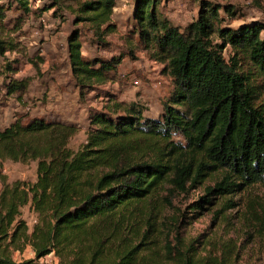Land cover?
I'll return each mask as SVG.
<instances>
[{
	"label": "trees",
	"instance_id": "obj_1",
	"mask_svg": "<svg viewBox=\"0 0 264 264\" xmlns=\"http://www.w3.org/2000/svg\"><path fill=\"white\" fill-rule=\"evenodd\" d=\"M118 1H79L75 21L103 43L115 30ZM129 1L137 45L172 80L162 115L145 117L138 104L109 99L89 115L77 151L68 147L77 131L71 124L34 118L0 130V161L37 163L32 184L0 177V264H35L51 254L58 264H159L154 247L175 194L211 179L196 202L202 209L214 195L264 184V22L237 20L235 6L201 0L196 19L177 27L158 11L166 0ZM31 2L12 3L27 15ZM219 12L236 21L226 23ZM78 37L75 31L68 45L71 73L79 90H92L119 59H83ZM12 40L0 29V66L17 50ZM26 88L27 81L11 79L6 92ZM26 206L36 216L31 232L21 219ZM27 248L34 258L16 262L13 254Z\"/></svg>",
	"mask_w": 264,
	"mask_h": 264
},
{
	"label": "rangeland",
	"instance_id": "obj_2",
	"mask_svg": "<svg viewBox=\"0 0 264 264\" xmlns=\"http://www.w3.org/2000/svg\"><path fill=\"white\" fill-rule=\"evenodd\" d=\"M79 1L82 0H32L33 12L27 15L13 0L0 2L6 15L1 36L13 39L17 45L16 52L6 53L1 61L0 130L16 121L24 124L34 118L71 124L77 131L68 147L77 151L85 144L89 115L102 110L109 99L110 103L138 104L145 117L156 119L162 115L163 103L173 89L172 80L163 66L152 61L137 45L132 3L117 2L110 21L115 30L102 35L103 43H99L89 24L75 21L72 11ZM200 1L166 0L158 11L172 25L184 27L196 19ZM203 1L235 6L239 13L237 20L264 22V0ZM7 2L12 3L9 8ZM45 8L49 10L44 12ZM219 13L226 23L236 21ZM75 31L79 33L83 59H119L108 80L92 90H79L71 73L68 45ZM229 52L224 50L225 58ZM11 79L27 81L25 92L7 94L6 86ZM36 166L33 161L24 164L0 161V177H5L8 183L19 180L32 184L36 181ZM212 186L213 181L208 179L187 193L175 194L172 206L165 207L166 224L154 247L159 264H181L176 259L198 264H264V184L236 194L214 195L210 204L197 208L196 202L205 195L204 188ZM21 219L31 232L36 216L28 206L22 209ZM21 255L13 254V259L28 260L27 253ZM35 264L54 261L47 256Z\"/></svg>",
	"mask_w": 264,
	"mask_h": 264
},
{
	"label": "crops",
	"instance_id": "obj_3",
	"mask_svg": "<svg viewBox=\"0 0 264 264\" xmlns=\"http://www.w3.org/2000/svg\"><path fill=\"white\" fill-rule=\"evenodd\" d=\"M25 253H27V256H28V260H32L33 258H34V253L32 252V250L30 249L29 250V248H27L23 253H22V257H24L25 255ZM16 254L17 253H14V256H16ZM47 257V256H46ZM45 258V257H44ZM48 258H52V260L54 261V264H57V258H55L54 257V255L53 254H51V255H48ZM42 260H43V258L42 259H40V260H38L37 262H42ZM37 262H35V263H37Z\"/></svg>",
	"mask_w": 264,
	"mask_h": 264
}]
</instances>
